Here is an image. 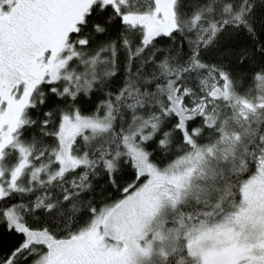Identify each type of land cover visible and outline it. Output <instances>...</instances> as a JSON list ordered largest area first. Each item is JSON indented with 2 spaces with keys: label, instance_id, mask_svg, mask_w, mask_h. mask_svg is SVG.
Masks as SVG:
<instances>
[{
  "label": "snow or ice",
  "instance_id": "1",
  "mask_svg": "<svg viewBox=\"0 0 264 264\" xmlns=\"http://www.w3.org/2000/svg\"><path fill=\"white\" fill-rule=\"evenodd\" d=\"M0 264H264V0H0Z\"/></svg>",
  "mask_w": 264,
  "mask_h": 264
}]
</instances>
